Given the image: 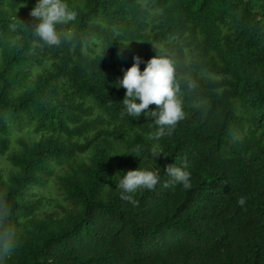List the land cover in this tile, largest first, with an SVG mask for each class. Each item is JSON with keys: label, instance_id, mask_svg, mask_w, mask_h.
<instances>
[{"label": "trees", "instance_id": "1", "mask_svg": "<svg viewBox=\"0 0 264 264\" xmlns=\"http://www.w3.org/2000/svg\"><path fill=\"white\" fill-rule=\"evenodd\" d=\"M36 2L0 0L2 264H264V0H65L54 46L31 31ZM157 53L184 119L152 140L116 84ZM139 167L159 181L133 207L116 184Z\"/></svg>", "mask_w": 264, "mask_h": 264}, {"label": "clouds", "instance_id": "2", "mask_svg": "<svg viewBox=\"0 0 264 264\" xmlns=\"http://www.w3.org/2000/svg\"><path fill=\"white\" fill-rule=\"evenodd\" d=\"M30 16L36 20L34 27L31 28L34 36L44 44L54 46L60 43L57 25L74 21L77 13L68 7L65 0H37ZM142 62L139 56H134L132 66L122 70L123 78L116 84L118 88L126 89L121 103L123 105L121 115L126 113L130 117L139 118L144 114L153 119L152 124L155 125L156 131L149 139L159 140L165 135H171L177 123L184 119L182 102L178 98L181 86L176 78V65L169 58L157 53L145 63L143 71L140 70ZM188 87L191 88L192 85L189 84ZM153 104L156 105V109L147 111L149 105ZM122 173L116 188L122 190L121 199L133 207L137 201L131 194L138 189L152 190L159 181L156 171L147 168L139 167ZM171 174L176 184L185 189L190 187L189 172L175 168ZM244 202L243 198L237 201L240 206H243ZM10 214L11 210L0 204V264L15 247V228L6 223Z\"/></svg>", "mask_w": 264, "mask_h": 264}, {"label": "rangeland", "instance_id": "3", "mask_svg": "<svg viewBox=\"0 0 264 264\" xmlns=\"http://www.w3.org/2000/svg\"><path fill=\"white\" fill-rule=\"evenodd\" d=\"M9 163L6 158H0V170L8 168Z\"/></svg>", "mask_w": 264, "mask_h": 264}]
</instances>
